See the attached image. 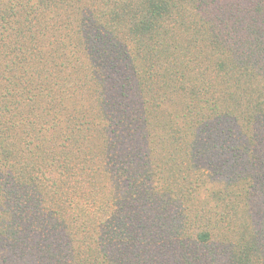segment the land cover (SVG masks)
<instances>
[{"label":"trees","instance_id":"1","mask_svg":"<svg viewBox=\"0 0 264 264\" xmlns=\"http://www.w3.org/2000/svg\"><path fill=\"white\" fill-rule=\"evenodd\" d=\"M0 264H264V0H0Z\"/></svg>","mask_w":264,"mask_h":264}]
</instances>
